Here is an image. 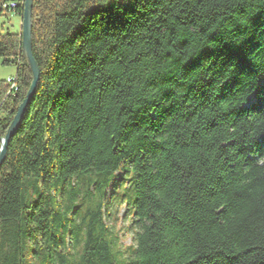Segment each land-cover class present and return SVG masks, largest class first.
<instances>
[{
    "label": "trees",
    "instance_id": "obj_1",
    "mask_svg": "<svg viewBox=\"0 0 264 264\" xmlns=\"http://www.w3.org/2000/svg\"><path fill=\"white\" fill-rule=\"evenodd\" d=\"M31 51L0 264H264V0H33ZM0 64L18 83L0 80L1 147L32 82L20 34Z\"/></svg>",
    "mask_w": 264,
    "mask_h": 264
},
{
    "label": "rangeland",
    "instance_id": "obj_2",
    "mask_svg": "<svg viewBox=\"0 0 264 264\" xmlns=\"http://www.w3.org/2000/svg\"><path fill=\"white\" fill-rule=\"evenodd\" d=\"M3 9V8H2ZM21 32V17L15 13L3 12L0 15V34H20ZM15 66H2L0 64V80L15 77ZM17 82V79H16ZM6 84V95L10 90V86ZM18 85V83H16ZM7 97H10L7 95ZM5 98L3 99V101ZM127 207H118L108 220V225L113 230L116 240L114 241V250L119 253H128V249L134 247L132 242V230L130 229V220L127 216Z\"/></svg>",
    "mask_w": 264,
    "mask_h": 264
},
{
    "label": "water",
    "instance_id": "obj_3",
    "mask_svg": "<svg viewBox=\"0 0 264 264\" xmlns=\"http://www.w3.org/2000/svg\"><path fill=\"white\" fill-rule=\"evenodd\" d=\"M33 0H24L23 6V14L21 17V50H22V57L26 60L28 66L32 72V82L30 88L26 94L25 99L18 107V110L9 125L5 137L1 140V147H0V167L4 162L5 155H6V147L10 137L13 135L15 130L18 128L25 108L33 96L37 82L39 80V68L33 59L32 51H31V9H32Z\"/></svg>",
    "mask_w": 264,
    "mask_h": 264
},
{
    "label": "built area",
    "instance_id": "obj_4",
    "mask_svg": "<svg viewBox=\"0 0 264 264\" xmlns=\"http://www.w3.org/2000/svg\"><path fill=\"white\" fill-rule=\"evenodd\" d=\"M8 5H3L2 8L6 9ZM11 7H14V5H11ZM6 83L10 86V90L7 92L8 96H14L17 92V85H16V77H11L6 79ZM5 95V97H7Z\"/></svg>",
    "mask_w": 264,
    "mask_h": 264
}]
</instances>
